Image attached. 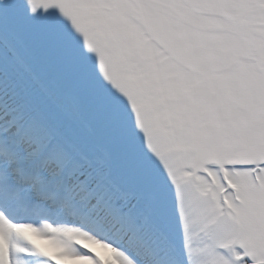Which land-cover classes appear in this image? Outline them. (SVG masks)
<instances>
[{
    "label": "snow or ice",
    "instance_id": "1",
    "mask_svg": "<svg viewBox=\"0 0 264 264\" xmlns=\"http://www.w3.org/2000/svg\"><path fill=\"white\" fill-rule=\"evenodd\" d=\"M0 264H264V0H0Z\"/></svg>",
    "mask_w": 264,
    "mask_h": 264
}]
</instances>
